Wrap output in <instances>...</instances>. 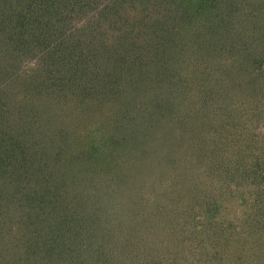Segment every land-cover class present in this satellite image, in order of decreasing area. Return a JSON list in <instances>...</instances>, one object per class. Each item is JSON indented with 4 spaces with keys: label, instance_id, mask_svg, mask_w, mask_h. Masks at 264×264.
<instances>
[{
    "label": "trees",
    "instance_id": "16d2710c",
    "mask_svg": "<svg viewBox=\"0 0 264 264\" xmlns=\"http://www.w3.org/2000/svg\"><path fill=\"white\" fill-rule=\"evenodd\" d=\"M87 185L165 234L89 231L127 209ZM97 239L264 264V0H0V264H115Z\"/></svg>",
    "mask_w": 264,
    "mask_h": 264
},
{
    "label": "rangeland",
    "instance_id": "374dc122",
    "mask_svg": "<svg viewBox=\"0 0 264 264\" xmlns=\"http://www.w3.org/2000/svg\"><path fill=\"white\" fill-rule=\"evenodd\" d=\"M76 166H77V164L74 165V167H76ZM150 176L151 177H155V179L157 180L156 173L151 172ZM92 185H94V184H92ZM84 189L86 191V194L88 192H90V189H91V190H93V195L96 196V197H99V193L101 192V196L105 200L111 199V200H114V201L125 202V206H126V209H127V211H125V208L123 207V212L119 211V209H115V211H119V212H116V213H114V212H105V209L103 210L104 206L101 205V204H97L99 198H87L85 200V207H86V209H88L87 210L88 213H86V217H87L86 226H87V229L89 231H90V228L92 227L93 231L95 232L96 227H97L96 232L101 230V229H104V233H106L108 231L107 226L109 225V222H114V221L120 220V221L128 222L126 224L130 225L132 227V229H134L135 231H137L139 233L143 232V233H146V235H150V237L153 236L152 241H150V243H152L154 241H157V237L155 235L165 234V229H166L165 226H164L165 225V221H166L165 218H168V216H165V211H161L160 212V214H162V215H158V216L155 215L154 218H151V219H153L154 224H152L153 222L150 219V221L152 223H151V226H149V227H148L149 224L146 225V226H141V225L134 226V220L131 218V217H133V215H131L132 208H135V205H136L135 203L132 204L133 202H136V200L134 199V197H135L134 191H132L133 195H134L133 196V195H130V194L116 193L115 188H112L110 193L105 192V187L103 189L104 191L101 189V187L97 188V187H92V186H89V185L85 186ZM135 189H136V191H141V192H143L144 189H147V191H145V193H142V194H143L144 197L149 199V196H150L149 195V188L146 185L144 187L142 185V188H140L139 186H135ZM147 195H149V196H147ZM105 196L109 197V199H107ZM136 203H137V208H138L139 207L138 204H140L142 202L138 201ZM146 204H148V202H146ZM174 212H176V211H174ZM176 221L177 222H181L182 219L181 218H177ZM82 223L84 224L85 220H83ZM10 227H11V229L13 228V226H10ZM160 227L164 228L163 229L164 233L160 232ZM149 233H151V234H149ZM145 238H149V237H145ZM85 240H89V238L86 235H85ZM96 245H100L102 247L100 252H102V255H103L104 259H106V258L108 260L110 259L115 264L117 263L116 260H119V259L121 261L118 264H127V263L135 264V262H133L132 259H128L127 258L128 256H124V260H122L121 258L117 257L116 255L118 253V249L117 248L113 249L112 245L109 244L108 242H105L103 240L97 239V244ZM149 246H150V251L145 252L144 249H137V250L135 249L136 250L135 253L141 254V256H143V258L145 256V254L147 253V255H148L147 262L158 261V263L160 262L161 264H164L165 258H162V256H161L162 253L161 252L157 253L155 250L152 249L151 245H149ZM169 246H170V242H168L167 248H169Z\"/></svg>",
    "mask_w": 264,
    "mask_h": 264
}]
</instances>
